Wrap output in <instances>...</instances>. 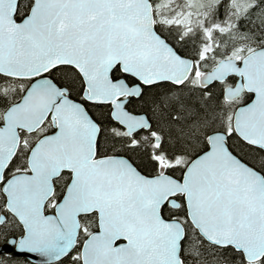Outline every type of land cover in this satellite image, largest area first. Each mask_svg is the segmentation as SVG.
Returning <instances> with one entry per match:
<instances>
[{"label":"snow or ice","instance_id":"snow-or-ice-1","mask_svg":"<svg viewBox=\"0 0 264 264\" xmlns=\"http://www.w3.org/2000/svg\"><path fill=\"white\" fill-rule=\"evenodd\" d=\"M0 264H264V0H0Z\"/></svg>","mask_w":264,"mask_h":264},{"label":"water","instance_id":"water-1","mask_svg":"<svg viewBox=\"0 0 264 264\" xmlns=\"http://www.w3.org/2000/svg\"><path fill=\"white\" fill-rule=\"evenodd\" d=\"M29 260H33V259H39L38 257H33V256H31V255H29Z\"/></svg>","mask_w":264,"mask_h":264}]
</instances>
